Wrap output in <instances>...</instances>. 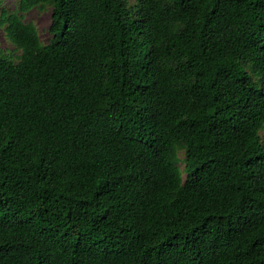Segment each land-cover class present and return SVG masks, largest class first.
I'll return each instance as SVG.
<instances>
[{
    "label": "trees",
    "instance_id": "1",
    "mask_svg": "<svg viewBox=\"0 0 264 264\" xmlns=\"http://www.w3.org/2000/svg\"><path fill=\"white\" fill-rule=\"evenodd\" d=\"M50 6L0 57V264H264V0Z\"/></svg>",
    "mask_w": 264,
    "mask_h": 264
},
{
    "label": "rangeland",
    "instance_id": "2",
    "mask_svg": "<svg viewBox=\"0 0 264 264\" xmlns=\"http://www.w3.org/2000/svg\"><path fill=\"white\" fill-rule=\"evenodd\" d=\"M51 0L33 2L32 0H0V57L12 63H17L22 54V48L12 42L7 34V25L11 19L25 24L36 36L39 45L51 42L49 32ZM183 152H179L180 159ZM183 167L182 162L179 163Z\"/></svg>",
    "mask_w": 264,
    "mask_h": 264
}]
</instances>
